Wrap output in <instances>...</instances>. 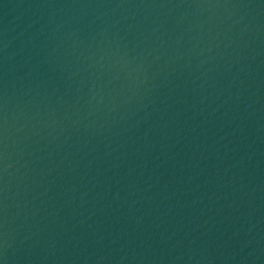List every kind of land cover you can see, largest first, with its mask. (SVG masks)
Instances as JSON below:
<instances>
[{
  "label": "water",
  "instance_id": "95a60500",
  "mask_svg": "<svg viewBox=\"0 0 264 264\" xmlns=\"http://www.w3.org/2000/svg\"><path fill=\"white\" fill-rule=\"evenodd\" d=\"M0 264H264V0H0Z\"/></svg>",
  "mask_w": 264,
  "mask_h": 264
}]
</instances>
